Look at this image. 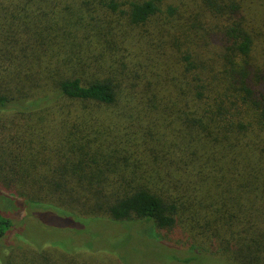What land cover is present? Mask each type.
<instances>
[{"label":"trees","instance_id":"trees-1","mask_svg":"<svg viewBox=\"0 0 264 264\" xmlns=\"http://www.w3.org/2000/svg\"><path fill=\"white\" fill-rule=\"evenodd\" d=\"M38 206L150 229L160 263L264 264V0H0V264H130Z\"/></svg>","mask_w":264,"mask_h":264},{"label":"rangeland","instance_id":"rangeland-1","mask_svg":"<svg viewBox=\"0 0 264 264\" xmlns=\"http://www.w3.org/2000/svg\"><path fill=\"white\" fill-rule=\"evenodd\" d=\"M2 195L8 196V198L16 200L17 198L15 196H10L7 194L2 193ZM13 200V201H14ZM18 202H20V199H18ZM17 207V206H15ZM38 210L36 214H42L45 212L44 208L41 206H38ZM51 209V208H49ZM53 209V208H52ZM50 210L51 213L57 214L59 210L53 209ZM56 210V211H55ZM6 216L10 217L13 219L14 223L17 225V228L21 230L22 233L27 232V235L33 236L36 239L40 238V233L42 235L41 230L36 231L33 227V222L29 221L28 216L30 215L29 212L23 211L20 209V211H17V208H15L13 211L10 212H5ZM74 218V217H72ZM41 224L43 227V230L47 232L48 234L54 235V236H59L60 234H67L70 235L73 230H78L74 228L66 229L67 227L70 226V221H68V218L60 217L57 215H43L40 218ZM79 223H81V220L77 219ZM27 223H30V226L27 225ZM28 226V228L26 227ZM90 231H85L82 232L78 230L76 235L72 236L71 239L74 240L72 243L74 246H79L78 249H82L84 247L85 241L89 239L90 236H98L101 237V239L106 240L108 242H115L116 245L120 247V255L124 256L130 264H166V260L164 263H160L158 260V257L156 258V255L158 253H144V252H139L140 249H146L149 247L151 239H155L154 235L148 236L147 233H152V230H143L141 226L133 228V231L126 232L124 229L123 224H113V223H94L90 227ZM147 232V233H146ZM31 233V234H30ZM34 238V239H35ZM32 239V238H30ZM19 241H23V239L18 238ZM157 242V240H156ZM83 247H81V246ZM73 246V247H74ZM104 244L102 242H97L96 248L103 247ZM158 249L160 246L165 247L162 245L160 242H157V245H154ZM85 249V247H84ZM119 250V249H118ZM85 251V250H84ZM166 254V250L163 252ZM175 254H182L180 256H177L179 259H184L183 257H186L189 252L187 251H182L181 253H175ZM203 261L204 259L211 260L210 257H200ZM207 262V261H206ZM205 263V262H204ZM167 264H183L179 262L178 260L168 262ZM206 264V263H205ZM208 264V263H207Z\"/></svg>","mask_w":264,"mask_h":264}]
</instances>
